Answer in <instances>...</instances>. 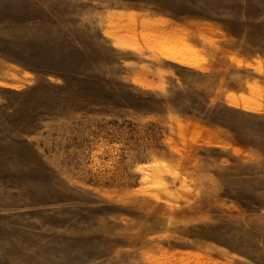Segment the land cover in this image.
<instances>
[{"label":"rangeland","instance_id":"obj_1","mask_svg":"<svg viewBox=\"0 0 264 264\" xmlns=\"http://www.w3.org/2000/svg\"><path fill=\"white\" fill-rule=\"evenodd\" d=\"M0 264H264V0H0Z\"/></svg>","mask_w":264,"mask_h":264}]
</instances>
